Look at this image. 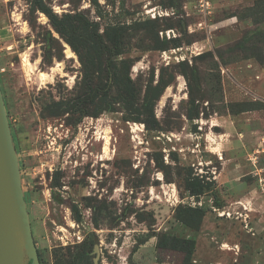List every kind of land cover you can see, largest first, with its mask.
I'll use <instances>...</instances> for the list:
<instances>
[{"label":"rangeland","instance_id":"374dc122","mask_svg":"<svg viewBox=\"0 0 264 264\" xmlns=\"http://www.w3.org/2000/svg\"><path fill=\"white\" fill-rule=\"evenodd\" d=\"M40 1L57 14L81 12L100 30L132 27L124 44L139 96L150 80H172L154 106L155 129L129 120L136 115L121 104L77 123L68 113L44 115L45 105L75 94L79 61L34 0H0V87L41 264H64L84 240L93 249L79 264H264L256 223L264 216V68L232 50L226 65L214 54L253 30L244 14L254 0H208L201 27L198 0ZM170 8L173 15L151 17ZM151 20L159 25L144 42L133 28ZM167 29L175 36L160 34ZM47 30L61 59L45 52ZM171 38L179 49L150 47ZM206 51L213 56L199 57ZM181 64L197 68L196 82L189 68L180 74ZM188 176L206 191L190 195ZM179 208L205 210L198 229L178 219ZM162 236L193 238L194 251Z\"/></svg>","mask_w":264,"mask_h":264},{"label":"trees","instance_id":"16d2710c","mask_svg":"<svg viewBox=\"0 0 264 264\" xmlns=\"http://www.w3.org/2000/svg\"><path fill=\"white\" fill-rule=\"evenodd\" d=\"M93 1L96 2V0ZM33 5L34 9L46 15L53 31L75 53L80 64L81 75L75 84L73 97L48 103L42 110L44 115L59 116L68 113L69 116L65 118L66 121L77 123L85 116L97 117L104 111H113L115 105L121 104L125 109L135 113L136 116L129 120L143 122L148 128L152 127L150 123L153 122L155 127L151 129L158 127L159 121L155 118L154 106L172 80L164 81L161 76L155 84L150 80L143 95L139 96L135 83L130 76V68L134 58L127 55L128 50L124 44L132 27L127 28L120 24H112L100 30L98 22L90 20L81 12L57 14L50 6L40 0H34ZM169 5L174 6L175 0H169ZM245 13L244 18L251 19L253 30L250 34H243L244 36L234 43L228 44L225 47L226 50L216 49L215 57L226 65L229 61L225 62L224 52L232 50V53L235 52L240 58L255 57L264 68V0H254L251 5L245 8ZM155 23L159 25L151 20L139 23L133 29L141 33L145 39L144 42L150 41L151 36L156 31ZM179 25L180 28H184L186 24L180 20ZM259 25H262V28H258ZM55 39L51 31L47 30L45 37L47 50L45 52L50 57L61 59L62 52L61 54L52 52ZM168 43H171L172 48L180 46L179 39L171 38L163 41L157 40L155 45H147V47L164 49ZM208 55L213 56V53L206 51L199 57ZM181 66L183 67L180 74L184 77L188 76L187 68H189L191 77H197L196 67L193 65L188 67V65L183 64ZM194 82H196V78ZM195 117L197 116H193L191 113L187 114L188 119ZM184 187L190 195L199 196L206 191L208 184L198 178L188 176L184 181ZM176 212L180 221L189 223L188 225L194 229H198L205 215V210L202 208H179ZM164 237L162 236L161 239L167 241V244L173 249L184 250L188 253L194 251L195 239L193 238ZM93 244V240H84L79 245L80 250L74 256L69 254L64 264H79L92 252ZM38 258L40 261L39 256ZM39 263L41 264V261Z\"/></svg>","mask_w":264,"mask_h":264},{"label":"water","instance_id":"95a60500","mask_svg":"<svg viewBox=\"0 0 264 264\" xmlns=\"http://www.w3.org/2000/svg\"><path fill=\"white\" fill-rule=\"evenodd\" d=\"M97 252V246L94 247ZM0 264H40L0 87Z\"/></svg>","mask_w":264,"mask_h":264},{"label":"built area","instance_id":"2783aa9c","mask_svg":"<svg viewBox=\"0 0 264 264\" xmlns=\"http://www.w3.org/2000/svg\"><path fill=\"white\" fill-rule=\"evenodd\" d=\"M197 8H198V12L200 13L201 17H202V20L198 22V26L201 27V26H205V19L206 17L211 13V6L209 4V1L208 0H198V3H197ZM151 17L152 18H156L157 16L160 17V16H169V15H173L174 14V10H172V8H170V10H151ZM164 32L165 36L167 38L170 37V33H172V36H175L174 32L172 29H167V30H164L162 32H160V34L162 35ZM175 49H179V48H173L172 50L175 51ZM165 53V52H164ZM176 57V56H175ZM180 60H183V57H179ZM178 57H176L177 61H179Z\"/></svg>","mask_w":264,"mask_h":264},{"label":"crops","instance_id":"0c3cea01","mask_svg":"<svg viewBox=\"0 0 264 264\" xmlns=\"http://www.w3.org/2000/svg\"><path fill=\"white\" fill-rule=\"evenodd\" d=\"M242 22L245 25H247V23L249 24L248 20H243ZM244 64L248 68H250V67H253L254 68L255 67V64L252 61H250V60H247L246 62H244ZM248 115H250V114H248ZM260 201L261 200L259 199L258 204L260 203ZM260 218L261 219L258 220L256 223L258 224L259 228L261 229L260 232L264 234V227H262V225H264V216L263 217H260ZM263 240H264V238H263Z\"/></svg>","mask_w":264,"mask_h":264},{"label":"flooded vegetation","instance_id":"af4514ba","mask_svg":"<svg viewBox=\"0 0 264 264\" xmlns=\"http://www.w3.org/2000/svg\"><path fill=\"white\" fill-rule=\"evenodd\" d=\"M31 232H32V230H31ZM32 236H33V234H32ZM33 241H34V238H33ZM34 244H35V241H34ZM35 247H36V245H35ZM37 253H38V251H37Z\"/></svg>","mask_w":264,"mask_h":264}]
</instances>
